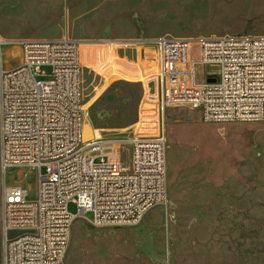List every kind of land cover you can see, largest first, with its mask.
<instances>
[{"label": "built area", "instance_id": "2783aa9c", "mask_svg": "<svg viewBox=\"0 0 264 264\" xmlns=\"http://www.w3.org/2000/svg\"><path fill=\"white\" fill-rule=\"evenodd\" d=\"M125 42L154 51L138 60L125 57L117 47ZM5 46L20 52L13 68L4 65ZM82 49L100 52L86 59ZM84 66L98 68L106 86L137 84L147 97L123 139L98 138L92 131L83 140ZM176 106L198 109L205 122H264V35L0 38V264H66L71 226L85 213L97 228L131 226L165 205V133L157 126L150 135V128L137 130L135 124L141 114L164 117ZM20 170L34 177L33 198L22 185L6 183ZM69 202L77 216L68 212Z\"/></svg>", "mask_w": 264, "mask_h": 264}, {"label": "rangeland", "instance_id": "374dc122", "mask_svg": "<svg viewBox=\"0 0 264 264\" xmlns=\"http://www.w3.org/2000/svg\"><path fill=\"white\" fill-rule=\"evenodd\" d=\"M224 34L264 35V0H0L4 40ZM117 47L127 56L154 51L130 42ZM2 52L5 67L16 65L15 49ZM99 52L81 51L86 59ZM82 81L84 122L94 133L121 140L134 130L139 105L147 101L141 86L113 81L102 88L98 68ZM156 114H141L135 128H150L153 135L158 126L165 133L167 203L131 226L97 228L85 213L71 226L65 263L264 264V122H205L188 106ZM6 183L22 185L33 198L30 171H13ZM67 209L78 215L74 202Z\"/></svg>", "mask_w": 264, "mask_h": 264}, {"label": "crops", "instance_id": "0c3cea01", "mask_svg": "<svg viewBox=\"0 0 264 264\" xmlns=\"http://www.w3.org/2000/svg\"><path fill=\"white\" fill-rule=\"evenodd\" d=\"M138 46H140L139 47V49L138 50H140L142 47H144V45H138ZM13 49H15L16 50V53H17V57H18V60L15 62L16 63V65H18L19 63H20V52H19V50H18V48H12V50ZM123 50L122 49H118V52H119V54H121L122 56H125V57H129V58H132V59H135V60H138V59H140L141 57H145L147 54H152L153 52H139L138 53V55H134V54H132V55H130V56H127L125 53H123L122 52ZM16 65H10V64H8L7 66H6V68H13V67H15ZM91 71V69L89 68V67H86V66H84V69L82 70V76H83V74H84V76L85 75H87L89 72ZM103 82V81H102ZM82 83H83V81H82ZM111 82H109L108 84H107V86L110 84ZM106 85H105V82L102 84V88H104ZM201 126H202V124H201ZM206 125H204V127H205ZM208 128H212V127H208Z\"/></svg>", "mask_w": 264, "mask_h": 264}, {"label": "water", "instance_id": "95a60500", "mask_svg": "<svg viewBox=\"0 0 264 264\" xmlns=\"http://www.w3.org/2000/svg\"><path fill=\"white\" fill-rule=\"evenodd\" d=\"M93 137V132L88 123H84L83 125V140L87 141Z\"/></svg>", "mask_w": 264, "mask_h": 264}, {"label": "bare ground", "instance_id": "6f19581e", "mask_svg": "<svg viewBox=\"0 0 264 264\" xmlns=\"http://www.w3.org/2000/svg\"><path fill=\"white\" fill-rule=\"evenodd\" d=\"M194 109V108H191ZM240 122H244V121H240ZM96 137L101 138L100 135L98 133H94Z\"/></svg>", "mask_w": 264, "mask_h": 264}]
</instances>
